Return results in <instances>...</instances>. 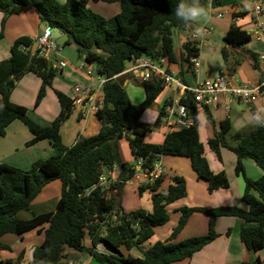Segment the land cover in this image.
Returning a JSON list of instances; mask_svg holds the SVG:
<instances>
[{"label": "trees", "instance_id": "16d2710c", "mask_svg": "<svg viewBox=\"0 0 264 264\" xmlns=\"http://www.w3.org/2000/svg\"><path fill=\"white\" fill-rule=\"evenodd\" d=\"M93 1L118 2L119 11L105 17L87 6L88 0H0L2 23L10 14H17L24 8L32 9L39 22H47L73 36L86 49L79 56L87 63H95L97 74L106 78L101 87L103 105L95 112L101 122L100 129L66 147L59 130L71 111V97L55 89L60 111L48 125H40L28 116L25 106L10 100L16 82L25 73L33 72L41 79L34 101V107L37 106L47 86L61 71L53 66V58L48 65L49 59L39 56L36 49L30 53L33 38L21 35L14 39L9 56L0 61V136L5 134L11 121L18 119L32 134L26 145L48 139L55 152L51 157L35 160L28 169L0 163V237L5 233L20 235L33 229L42 232V241L31 250L32 264H66L67 250L84 251L95 264H171L189 258L219 235L215 229L217 217L235 216L245 223L239 229L240 240L245 246L253 252L264 248V128L233 130L229 119L220 122L207 144L218 156L220 147L235 154L234 170L244 179L241 200L247 207L182 206L168 237L144 247L154 228L168 221L167 205L186 195L185 179L182 175H173L165 193L159 189L162 177L139 184V193L147 190L150 194L151 210L138 208L124 212L120 205L121 184L136 170L134 164L121 160L119 138L127 139L134 160L143 157L144 167L150 168L158 155H176L189 160L191 169L199 180L205 182L209 192L226 188L229 181L224 171L213 172L209 168L195 117L193 125L167 132L161 143L144 141V135L151 131L152 125L142 122L140 117L163 92L165 86L160 79L143 82V99L134 104L125 86H120L113 78L130 59L141 55L166 59L170 63L179 61V75L191 69L190 59L198 55V43L185 39L181 43L179 59L173 47L172 30L189 27L174 14L178 0ZM249 38V32L234 24L223 37L229 47L235 48ZM76 49L80 52L79 48ZM221 54L226 70L231 74L238 59L230 58L225 48L221 49ZM184 104L194 113V103L188 96ZM162 109L163 105L153 126L159 124ZM244 158H251L260 167V177L251 179L245 175ZM113 167L118 169L117 181L105 187L94 186L99 176ZM54 179L61 181V192L54 209L33 214L27 219L19 217L17 212L27 210L43 186ZM193 212L207 215V232L173 242ZM86 236L90 238V246L83 242ZM100 242L105 247L107 243L110 250H97L96 245ZM121 247L128 253L123 254ZM133 249L140 255H134ZM21 259L20 253L14 259L0 260V264H17ZM242 264H264V260L256 256Z\"/></svg>", "mask_w": 264, "mask_h": 264}, {"label": "crops", "instance_id": "0c3cea01", "mask_svg": "<svg viewBox=\"0 0 264 264\" xmlns=\"http://www.w3.org/2000/svg\"><path fill=\"white\" fill-rule=\"evenodd\" d=\"M57 1L64 2L65 0ZM254 1L255 0H218L214 1L211 8H209L206 4V0H191L192 3L203 6L205 13L207 14V19H205L203 23H198L199 21H197L195 24L182 30L183 33L180 46L178 52H175L177 59L180 57L181 43L185 39L195 41L197 39L196 43H198L197 45L199 47L197 55L199 62L198 67L194 68L192 65L191 69L185 70L184 74L180 75L183 82L186 84H192L199 79L214 78L222 72L228 73L225 67V61L221 54L222 46L228 51L230 58L238 59V64L234 67V71L231 73L236 77L235 83L248 82L251 84H257L263 79L264 61L259 58V54L264 49V43L261 40L256 39L255 32L257 29V22H261L264 25V13L256 16L253 10ZM185 2H188V0H185ZM87 6L105 17L111 16L119 11L118 2L107 3L103 1L88 0ZM220 9H222L227 15L223 16L222 13H220ZM217 13H220L221 16H216ZM2 18L3 12L0 11V31H2L0 37V61L9 56V49L14 39L21 35H28L33 38L36 35L37 28L41 24L36 13L29 8H24L17 14L8 15L3 23ZM211 19H216L214 23L217 26V30H213L207 26L208 21ZM232 24L238 25L240 28L249 32L250 38L243 45L238 48L229 47V44L225 42L224 39V45L211 39V34L213 33V35L224 37L225 32ZM201 26L205 29L203 38H199L195 35V29ZM79 53L80 52L77 51L74 45L67 44L63 47L59 56L52 57L56 62L53 63V66L58 67L59 59H65L67 64L60 68V73L53 78L51 85L46 88L45 95L37 106L34 107V101L41 79L33 72L25 73L16 82L10 93V100L13 103L25 106L28 109L29 116L37 123L41 125L49 124L60 111V104L55 94V89L72 97L73 86L77 84L75 83L73 86L68 84L67 78L72 75H74L77 80H82L81 82L83 83H91L89 77L90 81H88L86 77L84 78L83 74L78 72H84L83 69L79 68V64L82 62L86 64V61L83 57L79 56ZM158 61L169 70L179 73L181 68L179 61L174 63H170L166 59H160ZM131 82L138 83L136 77ZM127 84L125 86H127ZM163 92H165L164 96L162 100L159 101ZM163 92L149 105L152 107L149 109V106L147 107L145 111H149L146 112V114L144 111L140 120L142 119L143 122L150 123L154 118L155 121L163 103L169 97L173 96L174 87L166 86L164 87ZM260 106H264V97L258 98L253 103L247 105L237 98L227 100L223 95L220 102H217L213 106L194 104V117L196 121L198 122L201 118L203 121L208 122H204L203 124L202 128L205 129L204 131L198 125L197 127L199 139L203 144L204 155L207 159L209 168L213 172L224 171L227 175L229 185L226 188H219L209 192L205 182L196 177L191 169L190 162L186 157L161 155L160 159L165 166L166 171L161 178L159 189L165 178L167 179L166 188L160 190L166 191L171 177L178 174L182 175L185 179L186 195L167 205V212L169 213L172 211V216L169 214V219L165 224L154 228V233L150 237L149 243L147 245H145V243L144 247H148L153 242L168 237L172 228L178 221L180 215L179 209L182 206L216 207L235 205L241 208L247 207L241 200L244 190V179L241 174H237L234 170L236 161L235 154L226 147H220L218 156L215 151L208 147L207 139L213 135L214 131L219 128L220 122L225 119H229L233 130L252 127L248 125L247 118L250 117ZM72 109H74V107L71 108L69 116L63 121L59 130L62 143L66 147H70L75 141L82 137L96 134L101 126V122L95 112H86L85 114H82L83 110L81 108L77 107L76 112H72ZM158 126L160 127L158 131L153 132L151 130L145 133V142L161 143L163 141L167 131L161 122H159ZM210 128L212 133H210ZM31 136L32 134L20 120L15 119L11 121L5 128V134L0 136V163H6L21 169H28L35 160L45 159L54 154V148L48 139H42L33 144L26 145V142ZM122 145L123 144H120L118 146L121 160L133 164L134 158L129 146L126 147ZM242 164L244 173L247 177L257 179L261 176L262 170L251 158H244ZM103 174L118 179L117 167L106 170ZM141 178V174L135 171V173L129 179L124 180L122 184L126 182L132 183L133 179L139 181ZM60 192L61 181L59 179H54L48 182L32 200L29 208L27 210H20L18 212L21 214H18V212L17 214L20 215L21 218L27 219L32 217L33 214H40L53 210L56 201L60 196ZM147 210H150V208ZM197 213L200 212H193L188 216L185 225L172 240L173 242L207 232V215L202 213L203 216H197ZM197 217L200 218L197 219ZM242 224L245 223L235 216L217 217L215 220V229L219 235L214 240L204 245L201 249L195 251L189 258L171 264H242L243 261L254 260L256 256L264 260V248L257 252H253L240 240L239 229ZM227 231L229 232L227 233ZM8 234L12 233H5L0 237V243L6 246L1 247L0 245V260L5 261L8 259H14L21 253L22 259L17 264H32V247L42 241L43 233L33 229L20 235L13 234L14 236H8ZM83 242L86 246L91 245L88 236L84 238ZM101 247L106 249L105 245L101 242L96 245V249L99 251ZM27 250H29L30 254H26ZM120 251L123 254L128 253L124 248H120ZM66 252L67 263L95 264L91 256L84 251L76 252L73 250H67ZM28 257H30L29 260ZM11 264L16 263L13 262Z\"/></svg>", "mask_w": 264, "mask_h": 264}, {"label": "built area", "instance_id": "2783aa9c", "mask_svg": "<svg viewBox=\"0 0 264 264\" xmlns=\"http://www.w3.org/2000/svg\"><path fill=\"white\" fill-rule=\"evenodd\" d=\"M214 0H206V4L211 8ZM253 10L257 15L264 13V0H255L253 2ZM216 16H221L217 13ZM255 37L264 43V25L257 22ZM52 30L45 27L43 31L33 37V41L37 42L36 50L39 56L51 61L53 56H59L63 47H60L55 39L51 36ZM259 58L264 61V49L260 52ZM192 65L198 67L197 56L192 57ZM67 64L65 59H59L58 67L62 68ZM79 68L83 69L86 75L91 79L90 84H76L73 87V95L71 97L72 107H78L86 112H96L103 105V94L101 87L106 78L97 74L95 63L84 62L79 64ZM131 72L134 77L139 76L143 82L153 78L160 79L162 84L174 87L173 96L169 97L163 104V111L160 122L165 126L167 132L177 128H185L194 124V113L184 104V99L188 96L194 104L202 106H213L217 103L219 94H222L227 100L237 98L244 104L253 103L256 99L264 97L263 86L264 77L257 84L248 82L235 83L236 77L229 73H219L214 78H203L196 80L192 84H186L181 79L179 73L169 70L158 60L148 56L141 55L130 59L125 68L117 73ZM114 75L113 78L116 76ZM161 155L155 157L150 168L142 166L143 157H137L134 160V168L146 180V182H154L162 177L165 173V166L160 159ZM117 181L116 178L108 177L101 174L98 183L94 186L105 187L110 183ZM164 193L166 191H163ZM101 250V249H100ZM70 264V263H66Z\"/></svg>", "mask_w": 264, "mask_h": 264}, {"label": "rangeland", "instance_id": "374dc122", "mask_svg": "<svg viewBox=\"0 0 264 264\" xmlns=\"http://www.w3.org/2000/svg\"><path fill=\"white\" fill-rule=\"evenodd\" d=\"M200 7L203 9V14L200 16V18H198L197 21H199L198 23H203L205 21V19H207V14L205 13V9L203 8V6H200ZM220 10H221L220 13H222L223 16L227 15V14H225V12L222 9H220ZM215 21H216V19L209 20L207 26L210 27V28H212L213 30H217V26L214 23ZM182 33H183V31L182 30H179V29H173L172 30L173 47H174V52H176V53L178 52V49H179V46H180V41H181ZM213 34H211V36H212L211 39L216 40L219 43L223 44V42H224L223 37L222 36L219 37V36L213 35ZM196 41H197V39H196ZM223 47L224 46H222V48ZM61 52H62V50H61ZM61 52H60V54H61ZM53 63H56L54 59H52V64ZM78 72L81 73V74H83V77L84 78L86 77L87 80L90 81V79L88 78V76L86 75V73H84L83 71H78ZM75 80H77V78L74 75H72V76H70V77L67 78L68 84H70L71 86H73L75 83H77V84H87L86 82H84V83L81 82L82 80H77V81H75ZM136 80H137L138 83H134V82L128 81V84L126 83L127 86H125L126 87V90H127V93L129 95V98H130L131 102L134 103V104H137L140 101H142L143 96H144V93H143V80L139 76H136ZM47 87H49V86H47ZM164 93L165 92L162 93L161 97L159 98V101L162 100V98L164 96ZM218 97L219 98H218V101L217 102L219 103L220 100H221L222 94H219ZM150 107H152V106H149L148 109ZM76 108L77 107H74V109H72V112H76ZM148 111H145V114ZM28 116H29V114H28ZM141 121H142V119H141ZM204 122L205 123H208L207 121H203L200 118L198 120V122H197V125L200 128H202ZM153 123H154V118H153L152 122L148 123V124L152 125L151 130L153 132L158 131L160 127L158 125L157 126H153ZM210 124H211V122H210ZM202 130L204 131L205 129L202 128ZM210 133H212L211 128H210ZM117 144H118V146L120 144H123L124 146L127 147L128 146V141H127L126 138L121 137V138H119L117 140ZM208 147L210 148L209 145H208ZM145 182H146V180L144 178H141L139 181L133 179L132 180V183H127L126 182V183L121 184V189H120V205H121V208H122V210L124 212H129V211H132V210H135V209H138V208H143L145 210H147V209L150 208V210H151L152 206H151V201H150V198H149L148 191L147 190H144L141 193H139V191H138L139 184L145 183ZM59 185H60V183H59ZM166 185H167V179L164 178L163 181H162V186H160L161 187L160 189H165L166 188ZM150 210H147V211H150ZM18 214H21V213L18 212ZM169 214L172 216V211L169 212ZM18 216L20 217V215H18ZM197 216H203V214L202 213H197ZM199 218L200 217H197V219H199ZM8 236H14V235L13 234H8ZM164 239H166V238H164ZM145 243L144 244L147 245L149 243V240L146 241ZM35 245H37V244H35ZM121 248H123V247H121ZM101 250H106V249L103 248V247H101ZM7 252H9V251H7ZM28 253H29V250H27L26 254H28ZM132 253L134 255H140V252L137 251L136 249H133L132 250ZM27 256H26V259H27ZM29 259H30V257H28V260Z\"/></svg>", "mask_w": 264, "mask_h": 264}, {"label": "clouds", "instance_id": "9594fccd", "mask_svg": "<svg viewBox=\"0 0 264 264\" xmlns=\"http://www.w3.org/2000/svg\"><path fill=\"white\" fill-rule=\"evenodd\" d=\"M174 14L184 25L190 26L195 24L198 18L203 14V9L191 0L185 2V0H178L174 9ZM205 29L197 27L195 29V35L199 38H203ZM248 119V125L252 127L264 128V106L258 107L255 112L251 114Z\"/></svg>", "mask_w": 264, "mask_h": 264}, {"label": "water", "instance_id": "95a60500", "mask_svg": "<svg viewBox=\"0 0 264 264\" xmlns=\"http://www.w3.org/2000/svg\"><path fill=\"white\" fill-rule=\"evenodd\" d=\"M45 27H49L52 30L51 36L55 39L56 43L60 47H64L66 43H70V44L74 45L76 48H79L81 54H84L86 52V49L82 48V45L80 43H78L74 39L73 36H71L67 33H63L61 30L50 26L47 22H42L39 25V27L37 28V31H36V35L40 34ZM36 46H37V42L33 41L31 48H30V53H33V51L36 49ZM48 65H51L50 60L48 61ZM134 78L135 77L131 72H124V73L118 74L114 77L116 82L122 87H124L128 81H133ZM263 92H264V86H263ZM106 249L110 250V246L107 243H106Z\"/></svg>", "mask_w": 264, "mask_h": 264}]
</instances>
